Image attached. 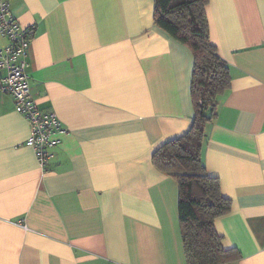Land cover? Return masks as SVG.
<instances>
[{
  "label": "crops",
  "instance_id": "crops-1",
  "mask_svg": "<svg viewBox=\"0 0 264 264\" xmlns=\"http://www.w3.org/2000/svg\"><path fill=\"white\" fill-rule=\"evenodd\" d=\"M7 1L61 130L44 167L1 72L0 264H187L179 184L153 154L193 124L191 50L154 23L155 0ZM207 16L231 75L202 149L232 201L215 227L230 264H264V0H210Z\"/></svg>",
  "mask_w": 264,
  "mask_h": 264
},
{
  "label": "trees",
  "instance_id": "trees-1",
  "mask_svg": "<svg viewBox=\"0 0 264 264\" xmlns=\"http://www.w3.org/2000/svg\"><path fill=\"white\" fill-rule=\"evenodd\" d=\"M210 0H155L154 23L185 44L194 56L191 92L196 113L191 128L162 144L154 164L174 177L180 188L179 219L187 264H230L241 257L226 249L215 220L231 211L220 179L209 175L202 158L205 127L217 116L218 96L231 86L230 67L211 42Z\"/></svg>",
  "mask_w": 264,
  "mask_h": 264
},
{
  "label": "built area",
  "instance_id": "built-area-1",
  "mask_svg": "<svg viewBox=\"0 0 264 264\" xmlns=\"http://www.w3.org/2000/svg\"><path fill=\"white\" fill-rule=\"evenodd\" d=\"M0 33L9 38V44L0 50V77L1 72H5L1 77V89L14 97L17 111L29 120L32 134L27 145L35 149L38 161L46 167L55 155L50 149L57 145L53 136L61 130V122L55 112L40 109L31 95L26 54L33 28L20 24L7 0H0Z\"/></svg>",
  "mask_w": 264,
  "mask_h": 264
},
{
  "label": "rangeland",
  "instance_id": "rangeland-1",
  "mask_svg": "<svg viewBox=\"0 0 264 264\" xmlns=\"http://www.w3.org/2000/svg\"><path fill=\"white\" fill-rule=\"evenodd\" d=\"M17 110V109H16ZM20 113V112H19Z\"/></svg>",
  "mask_w": 264,
  "mask_h": 264
}]
</instances>
